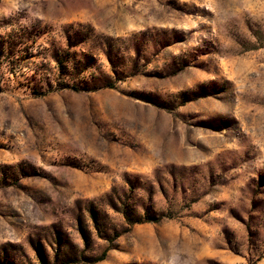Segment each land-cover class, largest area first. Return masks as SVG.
I'll return each mask as SVG.
<instances>
[{
	"label": "rangeland",
	"instance_id": "374dc122",
	"mask_svg": "<svg viewBox=\"0 0 264 264\" xmlns=\"http://www.w3.org/2000/svg\"><path fill=\"white\" fill-rule=\"evenodd\" d=\"M0 264H264V0H0Z\"/></svg>",
	"mask_w": 264,
	"mask_h": 264
}]
</instances>
